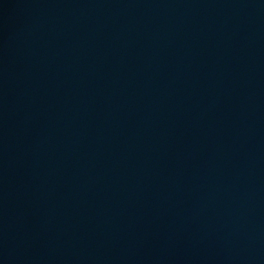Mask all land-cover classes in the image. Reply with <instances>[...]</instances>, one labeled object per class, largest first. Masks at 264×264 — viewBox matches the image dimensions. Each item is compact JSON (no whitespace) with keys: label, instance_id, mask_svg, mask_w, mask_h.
Returning a JSON list of instances; mask_svg holds the SVG:
<instances>
[{"label":"water","instance_id":"1","mask_svg":"<svg viewBox=\"0 0 264 264\" xmlns=\"http://www.w3.org/2000/svg\"><path fill=\"white\" fill-rule=\"evenodd\" d=\"M0 264H264V0H0Z\"/></svg>","mask_w":264,"mask_h":264}]
</instances>
